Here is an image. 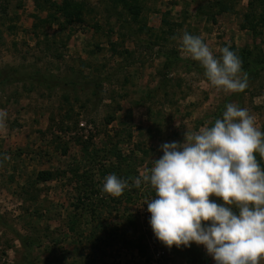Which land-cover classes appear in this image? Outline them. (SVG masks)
<instances>
[{
  "label": "rangeland",
  "instance_id": "obj_1",
  "mask_svg": "<svg viewBox=\"0 0 264 264\" xmlns=\"http://www.w3.org/2000/svg\"><path fill=\"white\" fill-rule=\"evenodd\" d=\"M219 1L135 0L133 16L119 0H0V80L15 70L59 84H0V264H215L203 245L169 249L155 238L150 186L131 184L119 198L102 187L109 174L134 181L163 155L160 145L213 126L229 103L264 132V72L243 92H217L182 49L187 32L217 56L223 47L264 53V21L256 36L244 23L252 10L264 19V0ZM82 144L113 149L123 163L109 153L91 163ZM74 168L89 173L81 185ZM41 171L67 174L37 182Z\"/></svg>",
  "mask_w": 264,
  "mask_h": 264
},
{
  "label": "clouds",
  "instance_id": "obj_2",
  "mask_svg": "<svg viewBox=\"0 0 264 264\" xmlns=\"http://www.w3.org/2000/svg\"><path fill=\"white\" fill-rule=\"evenodd\" d=\"M183 51L204 70L217 92L240 93L248 74L230 47L214 55L199 36L185 32ZM7 112L0 109V133L7 131ZM163 155L133 185L150 186L149 224L166 248L203 245L215 264H264V132L246 108L229 103L213 126L185 133L183 143L160 145ZM130 185L115 174L102 191L119 198ZM218 198L222 202L217 203Z\"/></svg>",
  "mask_w": 264,
  "mask_h": 264
},
{
  "label": "trees",
  "instance_id": "obj_3",
  "mask_svg": "<svg viewBox=\"0 0 264 264\" xmlns=\"http://www.w3.org/2000/svg\"><path fill=\"white\" fill-rule=\"evenodd\" d=\"M119 1L130 12V14H132L133 16L137 15L138 6L136 5L135 0H119ZM218 4H219V6L224 5L223 0H220ZM218 4H216V5H218ZM249 6H250V8H252V3H250ZM71 7L75 10L74 13L77 16L76 19H78L79 18L78 17L79 16V8H78V6H71ZM58 9H59V7L56 9V12L58 11ZM61 10H62L61 12L66 17L69 18V16L66 15V9H65L64 5H63V7H61ZM49 17H51V16H49ZM49 20H50L49 22H53L56 19L52 15V18H49ZM259 21L260 22L264 21L263 16L262 15L261 16L260 15L256 16L255 10L254 11L253 10L250 11L249 13H247L244 16V23H245V25H247L248 30L254 36H256L258 34V27H260L258 25ZM230 50L236 52V50H234V49H230ZM236 53L240 57V59L242 60V71L247 72L248 80H251L252 78L257 76L258 73L264 72V53H262L261 51H258L257 48H254L253 50H249V49H245L244 48V49H242V50H240L239 52H236ZM30 80H31V78H29V75L23 76V75H20L19 72L15 71V70H12L11 72H8L7 74H5L4 79L0 80V84H8V83L25 82V81H27V82H31V83L35 82L38 85H42V86H44L46 88H49V89L55 88L57 85H59L58 82H56L55 80L52 79V77H48L47 78L45 76H38L34 82H33V80L32 81H30ZM105 146H103V147H105ZM80 147L84 151L85 157L89 158L91 163L101 164L102 162L105 161L106 153H109V156H113L112 154H114L115 157L118 159V161H117L118 164L123 163L122 161L119 160V159H121L120 153H118L117 151H114L113 149H110V150L107 151L104 148L105 151H102V149L95 148V149H92L91 153H89L88 152V150L90 148L89 146H86V145L82 144V145H80ZM62 153L63 154L66 153V148L63 149ZM255 155H256V158H257L258 162L260 163V166L262 168H264V164L261 162L262 160H261V157L259 156V154H255ZM98 161H99V163H98ZM99 167L101 169L100 170L101 174H107L108 173L107 170H103L104 166L100 165ZM91 171L92 170H89V172H91ZM110 171H112V173H113L112 169ZM37 174H38L37 177H36V181L37 182H46V181L52 180V178L54 177L53 174H67V173H64V172L57 173L55 171L54 172L53 171L52 172L51 171H41V172H38ZM69 174H73L76 183L81 185L82 180H80V179H86L85 177L89 173L86 172V171L79 173L78 168H74V169H72L69 172ZM126 180L128 181L130 186H131V184H133V178L131 177L130 174L126 175ZM85 183H87V184L90 183L91 185L87 186V188H89L87 190H85L84 188H82V189H84V192L86 191L85 194L89 193L87 195L91 196L94 193L93 182L85 181ZM210 199H216L217 203H221L222 202L218 198L210 197ZM92 233L94 234V232H92ZM20 242L22 243V246L25 247L26 242L24 240H20ZM98 242L99 243L101 242L100 238H98ZM31 243H33V242H31ZM135 248L137 249L138 253H140L142 255L143 248L141 246L140 247H135ZM29 249H30V247L28 246V247H26L25 250L28 252ZM193 256H194L193 253L190 254V257H193ZM194 261H195L196 264H209L207 260L200 258V256H194Z\"/></svg>",
  "mask_w": 264,
  "mask_h": 264
}]
</instances>
